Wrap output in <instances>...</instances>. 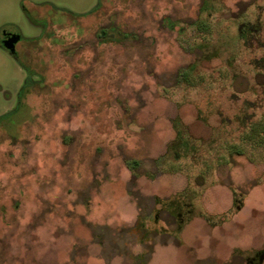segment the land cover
Here are the masks:
<instances>
[{
	"label": "rangeland",
	"instance_id": "1",
	"mask_svg": "<svg viewBox=\"0 0 264 264\" xmlns=\"http://www.w3.org/2000/svg\"><path fill=\"white\" fill-rule=\"evenodd\" d=\"M101 2L127 37L85 23L26 105L0 49V264H264V0H0V31Z\"/></svg>",
	"mask_w": 264,
	"mask_h": 264
},
{
	"label": "flooded vegetation",
	"instance_id": "2",
	"mask_svg": "<svg viewBox=\"0 0 264 264\" xmlns=\"http://www.w3.org/2000/svg\"><path fill=\"white\" fill-rule=\"evenodd\" d=\"M113 8L114 6H104L103 2L99 3L91 12L83 15L89 19L88 22L82 20V18L74 22L61 16L53 18L43 12H38L36 14L28 13L30 20L39 26L41 30V34L39 36L31 39L25 38L17 27H11L10 29H3L0 31V49L7 52L26 73L25 84L18 97L20 105H26L27 100H30L33 95L31 91H33L36 84H40V88L44 86L43 79L36 82L32 79V76H38V78H41V76L38 75L42 72L39 68L50 67L53 64V60L49 55L50 50H55L58 47H64V57L67 59L71 58L79 52V46H77V43L80 41L82 36L85 35L87 30H91L90 24L93 23L95 25L94 27L97 28L96 36L101 39L102 42L112 40L114 34L110 33V31L113 30L118 33L117 36L121 38L127 37L126 33L113 29L111 24L109 27H103L100 23L99 26L96 27V24L100 21V19H102L101 11L104 9L112 10ZM64 12L62 11L63 15ZM39 17L42 18L39 19ZM98 17L101 18L98 20ZM110 17H112V15ZM165 19L166 18H164V20ZM85 23H90L89 27ZM5 116H10V114ZM3 118L4 117H0V121L3 120ZM262 254L263 253H259L260 261L263 259Z\"/></svg>",
	"mask_w": 264,
	"mask_h": 264
},
{
	"label": "trees",
	"instance_id": "3",
	"mask_svg": "<svg viewBox=\"0 0 264 264\" xmlns=\"http://www.w3.org/2000/svg\"><path fill=\"white\" fill-rule=\"evenodd\" d=\"M188 68H186L182 73H181V75H180V77H181V82H183V83H187L188 84ZM205 113L203 112V110L199 107V118L201 119V120H206V118H205V115H204ZM264 124V122H259V123H257V124H255V125H252L250 128V131H251V133L252 132H256V127L258 126V125H260V124ZM250 133V132H249ZM250 135L251 134H249L247 137H246V139L247 140H249V141H251L252 140V138H250ZM177 141H179V142H181V145H180V147H182L183 149H184V153H183V155H182V158H186V157H189L190 155H192V156H194V154H195V152L197 151V149H196V147H195V145H193V144H191L192 142L190 141V139H189V136L187 135V133H185L183 130H178V133H177ZM159 162L157 161V164H158ZM139 165V163L137 162V161H128V166H129V168L130 169H135L137 166ZM176 170H179V168L178 169H176ZM182 195V194H181ZM136 230H138L137 228H136Z\"/></svg>",
	"mask_w": 264,
	"mask_h": 264
}]
</instances>
